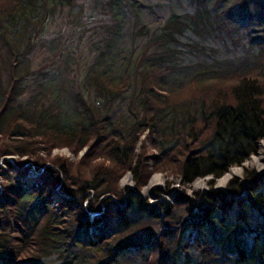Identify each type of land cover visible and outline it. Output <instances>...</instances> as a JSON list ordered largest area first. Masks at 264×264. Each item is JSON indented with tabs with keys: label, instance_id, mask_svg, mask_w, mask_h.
<instances>
[{
	"label": "trees",
	"instance_id": "obj_1",
	"mask_svg": "<svg viewBox=\"0 0 264 264\" xmlns=\"http://www.w3.org/2000/svg\"><path fill=\"white\" fill-rule=\"evenodd\" d=\"M129 1L0 0V264H264V171L191 198L141 195L154 171L212 183L257 152L264 0H190L192 13L153 30L133 9L131 36L144 42L115 76L102 64ZM231 27L259 54L228 67L204 58L170 81L186 31ZM59 149L76 159L51 155ZM126 173L134 186L121 188Z\"/></svg>",
	"mask_w": 264,
	"mask_h": 264
},
{
	"label": "rangeland",
	"instance_id": "obj_2",
	"mask_svg": "<svg viewBox=\"0 0 264 264\" xmlns=\"http://www.w3.org/2000/svg\"><path fill=\"white\" fill-rule=\"evenodd\" d=\"M210 1L213 3L216 0H208V2ZM91 8L92 3L89 2L85 5L84 10L87 13L90 12ZM133 9L138 11L143 23L146 24L150 30H153L170 14L183 15L192 13L194 6L190 0H130L128 5H123L119 12L121 25L115 39L112 54H109V57L102 64V67L103 65H106V69L112 72L115 76L131 70L134 59L144 42L143 38H132L131 36V11ZM231 28L228 31L223 32L221 37L202 38L194 34L192 31H186L180 38V50L182 52L179 61L180 70L170 77V81L172 83L181 81L183 77L189 74L188 71L195 68L196 63L202 61L204 58H206V61L213 60L223 62L228 67L246 63L251 58L253 59L254 55L259 54L260 47L250 46L243 31ZM196 44L200 45L204 50V53H201L203 55H199V57H196L197 54L191 48ZM90 62L91 60H89V63ZM63 110L65 112L66 120L70 122L69 119L72 118L73 114L67 103L64 104ZM119 112L121 114L125 112V103H122ZM117 115L119 116V114ZM141 140L144 144H148L149 146L146 133L141 136ZM138 146H140V143H138ZM138 150L139 148L137 149V152ZM83 153L84 150L78 154L77 159ZM55 154L64 155L71 160L76 159L75 157H72L66 149L53 150L51 155ZM6 158L11 161L17 159L16 156H8ZM256 158H258V163L252 162V160ZM25 159L26 158L23 160ZM244 168H252L258 172L264 171V140L259 142L257 152L249 156L243 164L232 167L228 170V172H230L239 169V173L232 174L229 179L233 177L240 178ZM153 176L157 177L158 182L155 183L151 190L147 191L146 188L149 185L150 180L154 178ZM126 178L127 180H125ZM219 179L210 183L212 177L207 176L194 180L189 186H184L180 179L173 176L172 173L168 171H154L148 178L147 183L142 187L141 195L144 202L148 201L149 203H154L159 196L169 200V197L165 194V191H167V188L169 187L179 192H185V195L191 198L195 193L206 191L209 188L215 190L223 189L226 183L219 187L217 184ZM119 186L121 188L134 186L130 173H126L125 176L120 179Z\"/></svg>",
	"mask_w": 264,
	"mask_h": 264
},
{
	"label": "bare ground",
	"instance_id": "obj_3",
	"mask_svg": "<svg viewBox=\"0 0 264 264\" xmlns=\"http://www.w3.org/2000/svg\"><path fill=\"white\" fill-rule=\"evenodd\" d=\"M6 159H7V158H6ZM9 159H10V158H9ZM257 161H258V158L252 160V162H254V163H255V162L258 163ZM238 173H239V169H236V170H234V171H230V172H228L227 174H225L224 176H222V177L218 180V183H217L218 186H219V187H220V186H223L224 183H226V181L229 179V177H230L232 174H238ZM153 177H154V178L150 180L149 185H148L147 188H146L147 191L151 190V189L153 188V186L155 185V183L158 182L157 177H155V176H153ZM125 180H127V178H126Z\"/></svg>",
	"mask_w": 264,
	"mask_h": 264
}]
</instances>
